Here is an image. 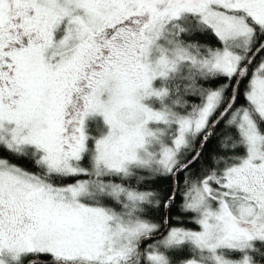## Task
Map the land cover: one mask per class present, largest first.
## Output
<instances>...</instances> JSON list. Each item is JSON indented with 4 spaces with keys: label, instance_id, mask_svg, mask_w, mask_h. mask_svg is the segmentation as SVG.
Listing matches in <instances>:
<instances>
[{
    "label": "snow or ice",
    "instance_id": "snow-or-ice-1",
    "mask_svg": "<svg viewBox=\"0 0 264 264\" xmlns=\"http://www.w3.org/2000/svg\"><path fill=\"white\" fill-rule=\"evenodd\" d=\"M0 264H264V0H0Z\"/></svg>",
    "mask_w": 264,
    "mask_h": 264
},
{
    "label": "trees",
    "instance_id": "trees-1",
    "mask_svg": "<svg viewBox=\"0 0 264 264\" xmlns=\"http://www.w3.org/2000/svg\"><path fill=\"white\" fill-rule=\"evenodd\" d=\"M212 147H213V145H209V150H210V151H211Z\"/></svg>",
    "mask_w": 264,
    "mask_h": 264
}]
</instances>
